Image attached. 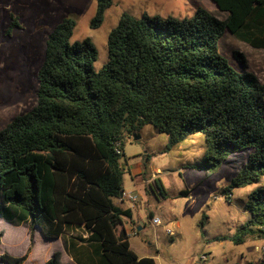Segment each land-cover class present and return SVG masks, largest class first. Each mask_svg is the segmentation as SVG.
Wrapping results in <instances>:
<instances>
[{
	"label": "trees",
	"instance_id": "trees-1",
	"mask_svg": "<svg viewBox=\"0 0 264 264\" xmlns=\"http://www.w3.org/2000/svg\"><path fill=\"white\" fill-rule=\"evenodd\" d=\"M111 1L95 0L91 28L101 25ZM210 1L223 19L204 8L182 19L123 13L107 37L108 60L97 71L90 40L71 42L74 20L63 18L48 34L35 105L0 131V221L29 235L26 254L2 252L0 264H29L34 237L55 243L69 228L89 234L84 241L98 264H156L130 249L122 230L131 215L114 204L124 193V138L145 126L167 136V151L202 134L203 158L182 168L206 178L233 154L249 151L222 190L227 199L264 177V85L242 53L233 52L239 73L218 52L226 32L264 52V0ZM19 27L12 17L7 32ZM148 187L156 200L167 199L159 178ZM244 210L248 219L223 240L264 239V183L248 194ZM3 236L1 230L0 246ZM44 264H63L61 253L53 251Z\"/></svg>",
	"mask_w": 264,
	"mask_h": 264
},
{
	"label": "rangeland",
	"instance_id": "rangeland-1",
	"mask_svg": "<svg viewBox=\"0 0 264 264\" xmlns=\"http://www.w3.org/2000/svg\"><path fill=\"white\" fill-rule=\"evenodd\" d=\"M198 8L208 10L218 19L224 18L210 0H112L103 22L94 29L90 21L95 0H0V131L14 117L34 107L36 74L43 60L45 40L63 18L75 22L72 43L89 39L94 45L97 58L93 67L97 71L108 60L107 37L123 13L137 18L146 14L182 19ZM12 17L18 18L20 27L8 33ZM234 51L242 53L248 71L264 85V52L226 32L218 41V52L239 73L243 69L233 57ZM138 136H125L120 157L125 170L124 192L137 191L143 199L148 198L138 213L144 228L139 235H130V249L138 257L152 256L156 264H264V239L249 238L239 245L222 239L232 236L248 219L244 210L247 196L264 183L263 177L256 184L234 189L230 199L222 194L245 164L249 151L233 154L206 178L202 171L182 168L203 158L206 147L202 134L191 135L170 151L166 150L167 136L152 126H145ZM132 176L142 184L134 185ZM149 177L160 179L168 195L166 200H156L148 192L145 179ZM186 189L189 196L180 197L179 192ZM150 212L161 219L162 225H152ZM203 213L206 220H202ZM14 228L0 221V231L4 232L0 249L11 257H22L29 247V237L26 231ZM166 228L175 230L176 235L166 234ZM56 247L55 243L44 244L40 238L34 239L29 264H44L43 259Z\"/></svg>",
	"mask_w": 264,
	"mask_h": 264
},
{
	"label": "crops",
	"instance_id": "crops-1",
	"mask_svg": "<svg viewBox=\"0 0 264 264\" xmlns=\"http://www.w3.org/2000/svg\"><path fill=\"white\" fill-rule=\"evenodd\" d=\"M149 178L145 179L146 180L145 182H147L148 192L151 193L148 185L154 178H157V177H153L150 179ZM131 180H132L134 185L142 184L140 182H137V179L134 176L131 177ZM143 191H144V194L146 195V187L144 186V184H143ZM127 194L136 195L137 201L136 202H130L129 200H127L126 199ZM142 197L143 196L139 192L130 191V192H124L120 199L114 200V204L117 207H119L122 211H128L131 215L130 219H124L123 230H122L127 237L128 243H129L130 235H134V236L139 235L141 233L142 229L144 228L143 224L140 221L141 219H140L138 213L143 208V203L148 202V198L146 200V198L143 199ZM116 201H118V202L116 203ZM152 217H158V216H154L152 214ZM161 225H162V221H161ZM174 227L178 228V224H174ZM14 229H15V231L23 230L24 232L25 231L27 232V230L23 227H15ZM134 231H135V233L133 234ZM173 232L176 235L175 230ZM27 235H28V232H27ZM28 237H29V235H28ZM88 237H89V234L86 231H84L83 228H69L63 234V236L61 238H59V240L55 241V244L57 245L56 249H52L49 252H53V251L60 252L61 253V261L63 264H98L99 257L94 252L92 245L90 243H86L84 241ZM37 238H39V237H37ZM34 239H35V237H34ZM41 241H42V243L47 244L45 241H43V239ZM33 249H34V242H33V246L31 248V251L28 254V259L30 257H32V255H33L32 250ZM49 252L47 254L46 259H43V262H45V260H47V258L49 256ZM0 253H2V250H0ZM147 257L153 258L152 256H147ZM139 258H143V257H139ZM154 261H155V259H154Z\"/></svg>",
	"mask_w": 264,
	"mask_h": 264
},
{
	"label": "built area",
	"instance_id": "built-area-1",
	"mask_svg": "<svg viewBox=\"0 0 264 264\" xmlns=\"http://www.w3.org/2000/svg\"><path fill=\"white\" fill-rule=\"evenodd\" d=\"M126 199L129 200L130 202H136L137 201V196L136 195H132V194H127L126 195ZM151 223L152 225L155 226H159L161 225V220L158 217H152L151 218ZM166 234H168L169 236H173L174 232L172 230H170L169 228H166ZM135 233V231L133 232V234Z\"/></svg>",
	"mask_w": 264,
	"mask_h": 264
},
{
	"label": "water",
	"instance_id": "water-1",
	"mask_svg": "<svg viewBox=\"0 0 264 264\" xmlns=\"http://www.w3.org/2000/svg\"><path fill=\"white\" fill-rule=\"evenodd\" d=\"M210 2H211V1H210ZM134 138L137 139V138H139V136H136V137H134ZM122 195H123V193L121 192V193H120V196H122Z\"/></svg>",
	"mask_w": 264,
	"mask_h": 264
}]
</instances>
